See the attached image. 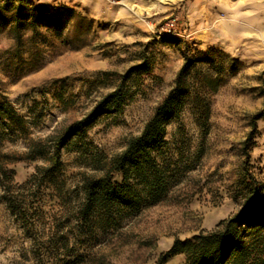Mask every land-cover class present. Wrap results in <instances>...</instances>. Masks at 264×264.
Returning <instances> with one entry per match:
<instances>
[{
  "label": "rangeland",
  "instance_id": "374dc122",
  "mask_svg": "<svg viewBox=\"0 0 264 264\" xmlns=\"http://www.w3.org/2000/svg\"><path fill=\"white\" fill-rule=\"evenodd\" d=\"M23 1L50 10L71 7L90 18L93 29L78 48L51 37L42 62L25 68L11 58L13 40L0 24V89L27 122L24 133L0 142L3 152L22 154L25 136L59 135L126 76L120 109L98 116L61 148L71 200L81 197L85 177L101 175L128 138L141 132L171 88L185 50L193 54L212 48L232 61L210 96L205 120L186 104L165 125L166 144L157 157L176 171L171 192L156 204L126 213L115 225L100 227L89 264H154L175 238L210 230L234 213L238 206L228 186L239 176L243 142L254 120L250 165L264 181V116L255 118L264 112V0ZM40 164L42 159L10 164L14 182H24ZM42 207L46 216L61 210L49 197ZM22 244L27 241L21 229L0 202V264H14ZM182 261L176 255L167 264Z\"/></svg>",
  "mask_w": 264,
  "mask_h": 264
},
{
  "label": "trees",
  "instance_id": "16d2710c",
  "mask_svg": "<svg viewBox=\"0 0 264 264\" xmlns=\"http://www.w3.org/2000/svg\"><path fill=\"white\" fill-rule=\"evenodd\" d=\"M0 24L7 27L13 40L11 58L25 68L42 62L51 37L78 48L85 44L88 32L93 29L91 19L71 7L60 5L50 10L23 0H4L0 4ZM183 57L171 88L155 106L141 132L128 138L124 149L111 158L101 175L82 180V195L76 200H71L72 191L66 186L61 148L98 116L120 109L125 100L122 82L126 76L59 135L25 136L26 150L18 155L0 149V202L5 204L27 241L19 248L14 264H89L92 240L100 227L115 225L126 213L156 204L171 192L176 171L165 158L157 157L166 144L165 125L179 117L186 104L205 120L210 96L224 81L226 64L232 62L212 48L193 54L185 50ZM262 116L264 112H259L255 118ZM26 123L0 89V142L24 133ZM252 125L243 142L245 160L239 176L227 191L237 203L236 211L210 230L201 229L190 237L175 238L154 264H167L176 255L183 256L180 264H264V181L250 165V152L256 145L255 120ZM36 159H42L43 164L36 165L24 182L15 183L10 164ZM115 174L120 176L119 180L114 179ZM48 197L61 206L60 211L50 216H46L42 207Z\"/></svg>",
  "mask_w": 264,
  "mask_h": 264
}]
</instances>
